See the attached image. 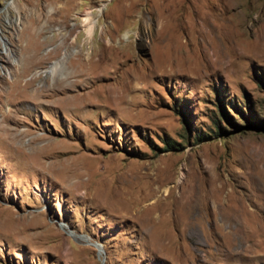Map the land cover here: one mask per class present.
Here are the masks:
<instances>
[{
  "label": "rangeland",
  "instance_id": "obj_1",
  "mask_svg": "<svg viewBox=\"0 0 264 264\" xmlns=\"http://www.w3.org/2000/svg\"><path fill=\"white\" fill-rule=\"evenodd\" d=\"M0 264H264V0H0Z\"/></svg>",
  "mask_w": 264,
  "mask_h": 264
},
{
  "label": "bare ground",
  "instance_id": "obj_2",
  "mask_svg": "<svg viewBox=\"0 0 264 264\" xmlns=\"http://www.w3.org/2000/svg\"><path fill=\"white\" fill-rule=\"evenodd\" d=\"M9 5H14V3H10ZM96 24H97V22H94V23H92L91 21H90V19L87 17L86 19H85V25L88 27V35L90 36V38H94L95 37V29H96ZM110 46H108V48L111 50H113V40L111 39L110 41H109V43H108ZM102 46H104V45H102ZM104 48V47H103ZM101 49V48H100ZM97 50V49H96ZM104 50V49H103ZM107 50V49H106ZM110 50L108 51V52H110ZM69 51V50H68ZM74 52H77V51H74ZM67 55V51L66 52H64V54H63V56H62V60L64 59V57ZM101 55H102V57H101ZM111 55H115V54H112V53H107V52H105V50H104V53L103 52H98V51H94L92 54H90L89 56H88V58L87 59H89V60H91V58H92V60H93V58L95 59V57L96 58H98V61H99V66L97 67L96 66V68H98L101 72H106V73H109V72H111V69H116V65L114 64L115 62H114V60H112L111 58H110V56ZM92 56V57H91ZM91 60V61H92ZM87 61V60H86ZM94 61V60H93ZM91 64V63H90ZM89 64V65H90ZM95 64V63H94ZM93 64V65H94ZM98 64V63H97ZM59 65V61L58 62H56L53 66H55V67H57ZM83 65V64H82ZM92 65V64H91ZM95 66V65H94ZM81 69V68H80ZM83 69V68H82ZM81 69V71H83V72H89V69H91V67L88 69V70H82ZM114 72H116V71H114ZM117 72H118V70H117ZM39 73V72H38ZM37 73V74H38ZM55 74V72L53 73V75L52 76H55L54 75ZM78 78H79V76H77ZM68 81H66V82H64V84H70V83H67ZM109 88H111V89H113V90H115V95H116V97H115V99H121L122 97H123V88H116V87H112V86H108ZM108 89V88H107ZM68 90L69 89H63V91H64V93H62V98L60 99V101H61V104L62 105H65L64 107H66V108H72L71 106H72V103H73V99L75 98V96H70V94L68 93ZM109 90V89H108ZM109 93H110V91H109ZM109 96H111V94L109 95ZM77 97H83V94H79V96H77ZM114 97V96H113ZM84 99V98H83ZM131 104V103H130ZM75 109H77L76 107H75ZM69 110H72V109H69ZM78 110V109H77ZM65 167H67V169L65 170L66 172H65V177L64 178H67V180H64V182L65 181H68L69 179H71V178H73L74 177V172H75V167L73 166V163H71L70 165H66ZM77 167V166H76Z\"/></svg>",
  "mask_w": 264,
  "mask_h": 264
}]
</instances>
